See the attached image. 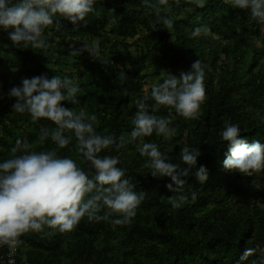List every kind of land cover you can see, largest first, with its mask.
Wrapping results in <instances>:
<instances>
[{
  "label": "trees",
  "instance_id": "obj_1",
  "mask_svg": "<svg viewBox=\"0 0 264 264\" xmlns=\"http://www.w3.org/2000/svg\"><path fill=\"white\" fill-rule=\"evenodd\" d=\"M95 8L87 27L81 24L76 29L65 20L60 29H45L52 45L46 51L15 46L8 33L0 30V160L9 155L16 140L33 142L41 127H55L51 121L33 122L27 113L13 112L15 99L8 92L22 86V78L60 75L73 79L81 88L80 104L65 101L63 106L97 114L100 134L127 137L134 128L135 101L147 95L150 106L154 105L150 98L154 83L189 71L201 59L207 66L202 115L188 121L172 109L152 107L150 114L175 117L170 125L172 137L153 134L119 151L113 146L100 154L118 157V167L127 170L135 191L146 193L131 224L89 223L85 218L70 233L26 234L21 237L17 264H260L264 259V172L249 177L226 170L228 143L220 132L224 122L230 121L239 124L241 136L249 143L257 139L264 144V25L226 0H206L202 8L185 0L179 5L169 0L161 14L173 19L171 32L162 25L154 31L156 16L143 0H96ZM202 26L210 31L194 37L193 30ZM93 43L100 46L99 60L86 51L70 55L73 46ZM143 142L158 144L182 167L181 148H200L197 169L204 166L208 179L201 184L194 175L197 169L185 177L187 201L181 208L161 200L174 195L166 187L171 180L151 176V169L145 167L148 158L137 151ZM44 147L54 145L48 141ZM58 152L77 159L75 142ZM81 167L94 174L89 165ZM192 192L197 194L195 200ZM247 248L255 253L241 261Z\"/></svg>",
  "mask_w": 264,
  "mask_h": 264
},
{
  "label": "clouds",
  "instance_id": "obj_2",
  "mask_svg": "<svg viewBox=\"0 0 264 264\" xmlns=\"http://www.w3.org/2000/svg\"><path fill=\"white\" fill-rule=\"evenodd\" d=\"M174 2L179 5L180 0ZM226 2L249 12L252 21L264 25V0ZM185 3L202 8L206 0H185ZM95 4L96 0H0V30L8 33L15 46L46 51L52 45L45 38V29L50 26L60 29L65 20L76 29L81 24L87 27L89 15L96 11ZM143 5L156 16L154 31L158 30L157 25H162L171 32L173 19L161 14L162 8L167 10L169 0H143ZM207 31L210 29L206 26L197 27L192 35L195 37ZM85 51L93 60H99L101 49L98 43L83 44L80 48L73 46L70 55L80 56ZM206 67L201 59H197L189 71L181 70L178 75L170 74L163 82L154 83L150 98L155 104L150 106L147 95L135 101L134 128L127 137L100 134L97 114L84 110L77 112L63 106L65 101L80 104L81 88L73 79L60 75L22 78V86H13L8 92L9 98L15 99L13 112L27 113L33 122L51 121L55 127H41L37 140L33 142L16 140L9 155L0 160V248H7L11 256L22 244V236L42 233L51 237L57 233H70L85 218L89 223L131 224L146 193L135 191V184L126 176L127 170L118 167V157L100 154L113 146L119 151L126 144L153 134L171 136L174 129L170 125L175 117L150 114L152 107L163 106L185 120H198L207 98L204 85ZM224 123L220 136L228 143V153L223 167L249 177L264 172V144L257 139L249 143L247 137L241 136L239 124ZM48 141L54 147H44ZM73 142L79 163L77 159L61 156L58 152ZM137 151L141 157L148 158L145 167L151 169L152 177L171 180L166 187L174 195L161 197V200H166L175 209L181 208L187 201L183 194L188 184L185 177L197 169L200 148H181L183 167L180 163H173L156 143L143 142ZM81 164L89 165L94 174ZM194 175L201 184L208 179L204 166H200ZM191 198L195 200L197 194L192 192ZM113 216L115 218H111ZM254 253L255 249L247 248L240 260L247 261ZM8 264H14V261L9 259ZM252 264L257 262L252 261ZM260 264H264V259Z\"/></svg>",
  "mask_w": 264,
  "mask_h": 264
},
{
  "label": "built area",
  "instance_id": "obj_3",
  "mask_svg": "<svg viewBox=\"0 0 264 264\" xmlns=\"http://www.w3.org/2000/svg\"><path fill=\"white\" fill-rule=\"evenodd\" d=\"M18 248L14 254L9 255V250L7 248H0V264H8L9 259L14 261V264H17Z\"/></svg>",
  "mask_w": 264,
  "mask_h": 264
},
{
  "label": "rangeland",
  "instance_id": "obj_4",
  "mask_svg": "<svg viewBox=\"0 0 264 264\" xmlns=\"http://www.w3.org/2000/svg\"><path fill=\"white\" fill-rule=\"evenodd\" d=\"M173 133H174V131H173ZM173 133H172V134H173ZM173 135H174V134H173ZM171 137H172V136H171ZM169 138H170V136H169Z\"/></svg>",
  "mask_w": 264,
  "mask_h": 264
}]
</instances>
